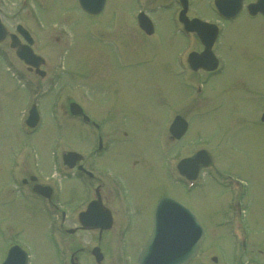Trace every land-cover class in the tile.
Instances as JSON below:
<instances>
[{"label": "rangeland", "instance_id": "1", "mask_svg": "<svg viewBox=\"0 0 264 264\" xmlns=\"http://www.w3.org/2000/svg\"><path fill=\"white\" fill-rule=\"evenodd\" d=\"M76 1L33 0L37 22L18 9V0L0 3L9 32L15 31L18 20L28 21L36 37L34 48L46 61L41 66L44 75L29 72L10 47L9 37L0 43V261L5 246L15 240L29 249L30 264H70L72 252L80 264H97L91 253L95 245L102 247V264H135L151 221L135 213L131 203L144 211L145 203L166 194L193 210L206 228L205 241L188 264H211L213 253L220 264H229L237 254L233 240L238 238H232L231 231H241V218L230 224L226 219L231 195L226 188H234L232 181L209 166L201 168L191 191L170 179L174 160L206 147L213 165L240 176L245 184L244 223L250 244L244 259L264 262V124L254 120H259L264 99V17L240 12L224 20L214 0H189L190 17L221 25L215 46L224 59V69L204 79L205 92L197 91L190 100L191 90L171 75L175 53L185 43L174 27L178 0H107L96 16L74 7ZM141 8L155 19L159 37H149L138 27L135 14ZM29 83L38 87L41 114L34 130L20 126ZM74 100L102 127L99 132L108 144L100 158L103 173L90 153L97 145L96 129L71 114L69 103ZM180 106L192 125L183 137L171 138L168 125L177 112L168 109ZM63 149L80 151L89 167L101 172L102 188H113L117 214L112 230L104 231L100 241L98 231L79 225L77 212L91 196L83 192L84 178H78L76 170L58 164L57 154ZM14 158L20 160L22 177L36 175L37 181L61 190L59 201L70 212L65 226H75L76 231L61 232L58 215L48 212L46 201L30 188L16 186L21 181L17 173L10 174ZM65 171L69 178L61 179ZM110 179L119 186L111 185ZM120 184L127 192L129 213L124 216L128 214L130 225L121 210Z\"/></svg>", "mask_w": 264, "mask_h": 264}, {"label": "water", "instance_id": "2", "mask_svg": "<svg viewBox=\"0 0 264 264\" xmlns=\"http://www.w3.org/2000/svg\"><path fill=\"white\" fill-rule=\"evenodd\" d=\"M81 3L87 10L92 13L99 12L105 0H81ZM242 0H216V5L232 7L234 13L239 10ZM250 9L253 13L257 10L264 11V0H258L257 3L251 4ZM194 28L198 29L194 26ZM6 31L0 23V40L5 37ZM17 44L13 42L12 45ZM18 54L25 59L26 62L39 66L44 60L40 55L34 53L29 45L20 46ZM77 108V105L74 104ZM207 151H200L189 160L196 168V172L200 164H208L211 159L207 156ZM195 175V174H194ZM166 204L169 209L168 219L162 221L161 205ZM204 231L196 218V216L183 204L171 198H164L160 201L157 208L155 227L140 252L139 264H185L193 256H195L200 248L203 240ZM17 250V251H16ZM93 252L100 260L103 254L99 247H95ZM2 264H27V256L24 250L13 248L4 263Z\"/></svg>", "mask_w": 264, "mask_h": 264}, {"label": "flooded vegetation", "instance_id": "3", "mask_svg": "<svg viewBox=\"0 0 264 264\" xmlns=\"http://www.w3.org/2000/svg\"><path fill=\"white\" fill-rule=\"evenodd\" d=\"M19 1L20 0H18V5L17 6H19ZM1 2H5V3H7V0H1ZM75 3V2H74ZM77 4L75 3L74 4V7L76 6ZM76 7H78V5L76 6ZM79 10V9H78ZM1 11H2V9H1ZM27 15H29V16H31L32 14H33V11L31 10V9H28V8H26V9H24L23 10ZM32 18H33V16H32ZM24 24H26L25 22H24ZM174 60H175V58H174ZM174 69H175V72H180L181 71V68L180 67H178L177 66V68L176 67H174ZM223 69H221V71H222ZM205 72V71H204ZM217 72H218V70H217ZM217 72H214V73H212V72H210L209 74H216ZM205 74H208V72H205ZM178 75V74H177ZM174 112H182V108L181 107H179V108H177ZM183 114H186V113H184L183 112ZM107 151L106 150H101V149H99V151H98V153H96V155H95V157H96V165L98 166V168L100 169V171L102 172V170H101V156H103L105 153H106ZM79 163H82V165H84V166H86V164H87V161H86V158L85 157H83L81 160H80V162ZM89 167V165L87 164V166H86V168L87 169H89L88 168ZM165 168V167H164ZM93 171V174L91 175V177H92V179H94L93 181L95 182L94 183V185L93 186H91V187H86V186H84V185H82L81 186V188H83L82 190H83V192H85L86 191V193H87V196L89 195V196H91L87 201H86V205H85V207L84 208H82V209H80L79 211H78V213H77V219H78V215H79V212H81L82 210H85V208L87 207V204L91 201V200H93V199H98L99 200V202L98 201H96V205H95V212H94V220L93 221H91L90 223L91 224H93V226H89L90 228L89 229H84V228H81V229H84V230H95V231H98V233H99V238H101L102 237V235H103V233H104V231H111L112 230V228H113V225H114V219H115V216H116V214H117V212L115 211V202H114V200H115V196H114V194H113V188L111 189V188H107V189H104V187L102 188V182H101V180H102V176H101V172H99V173H97L95 170H92ZM103 173V172H102ZM62 175H64V173H62ZM34 182H36V180H32L31 179V175H30V177L28 178V179H24V184L25 185H29L30 186V188H32V190H33V184H34ZM50 184V186L52 187V192H51V197L49 198V201L51 202V204L54 206V209H55V211H58L59 210V208H61L62 209V211L64 210L65 212H66V214H67V217L66 218H68L69 217V215H70V212H69V210H68V208L67 209H65L64 208V205L59 201L60 199V196H59V193H60V191L61 190H55V187L51 184V183H49ZM110 184L111 185H114L113 184V182H112V179H110ZM116 186H119V185H117V184H115ZM114 185V186H115ZM121 185V184H120ZM59 188V187H58ZM117 188V187H116ZM60 189V188H59ZM119 192L121 193V194H123L124 193V197L123 196H121V197H119L121 200H120V205H121V210H123V216H124V213L126 212V213H129V201H128V199L126 198V190H125V188L121 185V189H119ZM116 193H117V195H118V192H117V190H116ZM37 194V193H36ZM85 194V193H84ZM38 196L40 195V194H37ZM40 196H42V195H40ZM84 196H86V194L84 195ZM59 197V198H58ZM157 198H158V196L155 198V200H154V202H147V203H145V205H144V211H142V209H141V207L139 206V204L137 203V202H135V201H133L131 204L135 207V210H134V212L136 213L137 211L138 212H140V214H142V215H148L147 216V220L148 219H151V217L153 216V214H154V207H155V202H156V200H157ZM57 199V200H56ZM124 199V200H123ZM67 210V211H66ZM145 210H146V213H145ZM51 214H53V213H51ZM98 217H100V218H98ZM124 217H129L128 216V214H125V216ZM130 218V217H129ZM63 219H65V217L63 218ZM110 222V224H109V226H106L108 223ZM76 231V230H75ZM101 240V239H100ZM99 240V241H100ZM102 248V247H101ZM244 257L245 256H242L241 257V264H252L253 262L255 263V264H264V262L262 261V260H253V261H246L245 259H244ZM104 260V257L102 258V261ZM100 262V264H102L103 262ZM106 262H104V264H105ZM108 263V262H107Z\"/></svg>", "mask_w": 264, "mask_h": 264}, {"label": "snow or ice", "instance_id": "4", "mask_svg": "<svg viewBox=\"0 0 264 264\" xmlns=\"http://www.w3.org/2000/svg\"><path fill=\"white\" fill-rule=\"evenodd\" d=\"M169 209L166 204L161 205V217L162 221L166 222L168 219Z\"/></svg>", "mask_w": 264, "mask_h": 264}, {"label": "bare ground", "instance_id": "5", "mask_svg": "<svg viewBox=\"0 0 264 264\" xmlns=\"http://www.w3.org/2000/svg\"><path fill=\"white\" fill-rule=\"evenodd\" d=\"M201 95V94H200Z\"/></svg>", "mask_w": 264, "mask_h": 264}]
</instances>
